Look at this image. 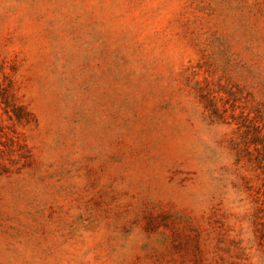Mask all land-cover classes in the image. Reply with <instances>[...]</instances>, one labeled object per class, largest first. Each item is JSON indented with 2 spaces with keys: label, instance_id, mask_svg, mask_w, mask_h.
I'll use <instances>...</instances> for the list:
<instances>
[{
  "label": "rangeland",
  "instance_id": "374dc122",
  "mask_svg": "<svg viewBox=\"0 0 264 264\" xmlns=\"http://www.w3.org/2000/svg\"><path fill=\"white\" fill-rule=\"evenodd\" d=\"M0 264H264V0H0Z\"/></svg>",
  "mask_w": 264,
  "mask_h": 264
}]
</instances>
